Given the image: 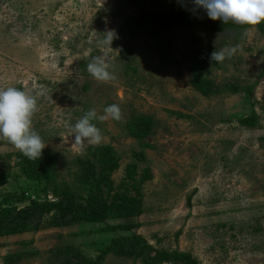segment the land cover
I'll list each match as a JSON object with an SVG mask.
<instances>
[{"label": "rangeland", "instance_id": "rangeland-1", "mask_svg": "<svg viewBox=\"0 0 264 264\" xmlns=\"http://www.w3.org/2000/svg\"><path fill=\"white\" fill-rule=\"evenodd\" d=\"M141 2L148 11L206 15L192 0H0V88L36 97L31 128L46 145L43 151L57 159L58 180L70 182L73 160L91 147L110 146L120 158L111 175L116 188L128 183L127 167L135 163L144 212L134 219L140 226L132 233L157 249L188 253L200 264H264V75L251 97L245 90L263 69L264 34L255 27L224 34L199 27L157 36L144 26L134 38L120 39L121 25L140 13ZM109 30L117 36L113 49L98 44ZM221 49L235 51L213 64L210 54ZM197 51L210 64L202 76L212 82L213 95L192 85ZM104 55L114 78L101 82L87 64ZM111 104L119 105L120 120L93 121L101 143H74L71 128L84 113L95 109L101 117ZM252 114L258 116L255 127L239 123ZM138 116L153 126L142 138L127 130ZM21 155L0 138V172L8 169L15 187H39L21 175ZM98 229L43 228L0 237V264L16 254L17 264H50L58 246L94 259L116 236ZM103 264L132 263L108 256Z\"/></svg>", "mask_w": 264, "mask_h": 264}, {"label": "trees", "instance_id": "trees-1", "mask_svg": "<svg viewBox=\"0 0 264 264\" xmlns=\"http://www.w3.org/2000/svg\"><path fill=\"white\" fill-rule=\"evenodd\" d=\"M144 26L150 27L153 32L156 30L157 36L172 28L199 27L206 28L212 34L243 32L255 27L264 34V23L256 26L240 25L231 21L221 23L209 19L207 15L198 16L183 9L148 11L141 2L140 13L121 25L119 38H134ZM203 56V51H197L194 55L192 85L197 92L208 96L215 94V90L212 89V82L202 76L209 64L203 60ZM171 57L172 54L169 53V58L176 62ZM263 75L264 64L254 84L245 88L249 97ZM239 123L244 127H255L258 116L252 114L241 119ZM152 127L151 121L142 116L127 122L128 133L134 138L148 135ZM87 151L86 156L73 160L75 172L70 182L57 179V159L46 150L37 159H29L22 154L18 164L21 175L41 184L39 187L28 190L23 186L15 187L17 179L12 177L8 169L1 171L0 237L25 236L43 228L99 225V232L116 236L100 250L98 256L92 259L84 256L77 248L58 246L52 250L50 264H103L108 256L127 259L132 264H200L188 253L157 249L142 236L132 233L133 229L140 226L134 219L144 212L140 191L143 182L135 180L134 177L137 166L132 163L127 167L128 183L116 188L111 175L119 168L120 158L114 149L103 146L91 147ZM140 156H143L142 152ZM145 178H149L148 172L145 173ZM10 183L13 184L11 187L8 185ZM117 221L121 223H107ZM121 232L128 234L120 235ZM19 258V254L7 256L4 264H17Z\"/></svg>", "mask_w": 264, "mask_h": 264}, {"label": "clouds", "instance_id": "clouds-1", "mask_svg": "<svg viewBox=\"0 0 264 264\" xmlns=\"http://www.w3.org/2000/svg\"><path fill=\"white\" fill-rule=\"evenodd\" d=\"M196 9L206 12L209 19L221 23L234 22L240 25L256 26L264 23V0H192ZM98 44L105 49H113L112 41L117 38L112 30L103 33ZM235 49L214 50L210 61L222 62L233 55ZM106 55L94 57L87 64V72L97 81L106 82L113 79L109 71ZM36 97L16 87L0 88V138L7 140L29 159L41 157L46 145L40 135L32 130V116L36 110ZM104 115L97 117L95 109L88 110L72 126L73 142L80 144L87 141L99 144L102 134L93 123L96 119L120 120L119 105H107Z\"/></svg>", "mask_w": 264, "mask_h": 264}]
</instances>
